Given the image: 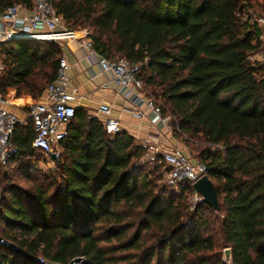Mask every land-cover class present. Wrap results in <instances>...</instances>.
<instances>
[{"label":"trees","instance_id":"obj_1","mask_svg":"<svg viewBox=\"0 0 264 264\" xmlns=\"http://www.w3.org/2000/svg\"><path fill=\"white\" fill-rule=\"evenodd\" d=\"M33 2L0 0V13L14 4L31 10ZM52 6L68 28L89 29L104 57L141 64L139 77L172 117L173 132L205 147L198 162L207 167L219 210L204 202L191 209L190 184L159 186L158 156L149 169L134 138L107 135L98 119L77 109L53 178L31 176L32 126L15 129L17 153L0 166V240L8 244H0V264H226L227 248L232 264H264V64L250 59L262 48V31L242 19L258 7L264 15V1ZM0 54L4 99L35 102L56 80L62 58L59 44L27 39L1 43ZM17 175L34 183L17 185Z\"/></svg>","mask_w":264,"mask_h":264},{"label":"built area","instance_id":"obj_2","mask_svg":"<svg viewBox=\"0 0 264 264\" xmlns=\"http://www.w3.org/2000/svg\"><path fill=\"white\" fill-rule=\"evenodd\" d=\"M251 24H256L262 31L260 41L264 43V17L251 19L242 18ZM91 31L84 29H70L64 19L58 15L52 0H34L31 10L14 4L0 13V44L13 39H27L47 43L60 44L66 42L85 52L87 60L95 61L100 71L110 76L116 93L123 99L130 101L134 110L130 111L135 120L146 119L144 109L154 114L158 123L167 126L172 117L163 115L156 99L145 89L141 80V64L132 63L124 57L112 59L98 53L89 40ZM68 61L62 57L59 61L56 80L44 90L43 97L32 103L23 112L22 117L6 108L7 100L0 93V164L6 165L17 153L13 144L14 132L17 126H27L33 130L31 147L33 150L56 159L62 153V143L66 138L67 129L73 120L76 108L73 105L78 99L76 91L68 89L67 71ZM4 58L0 54V73L4 71ZM97 114L104 117L102 125L105 133L113 136L120 132L119 121L111 118V107L101 106ZM146 152L143 160H154L165 168L164 178L166 186L178 190L182 184L193 185L207 176V167L203 163H191L189 158L179 148L163 150L158 145L144 146ZM152 159V160H151ZM202 197L193 189L189 199L190 208L202 203ZM0 244L8 245L0 240ZM40 264H50L42 258H37ZM83 259H73L69 264H82Z\"/></svg>","mask_w":264,"mask_h":264},{"label":"crops","instance_id":"obj_3","mask_svg":"<svg viewBox=\"0 0 264 264\" xmlns=\"http://www.w3.org/2000/svg\"><path fill=\"white\" fill-rule=\"evenodd\" d=\"M59 45L62 57L68 61L70 66L66 74L67 85L70 91H76L78 99L73 104L76 110L84 109L88 118L103 122L104 117L97 114V109L101 106H109L111 107V118L119 121L120 132H126L134 138L136 144L142 147L158 145L163 150L177 148L175 146L178 141L174 137L175 133L170 123L162 126L158 123L157 117L146 109H144L145 120L139 121L132 118L130 114V111L134 110L132 103L116 93L110 76L103 74L95 61L87 60L82 49L66 42ZM262 47L264 48L263 42ZM263 48L250 59L264 64ZM27 101H29L28 98H8L6 108L22 117L23 112L20 108Z\"/></svg>","mask_w":264,"mask_h":264},{"label":"rangeland","instance_id":"obj_4","mask_svg":"<svg viewBox=\"0 0 264 264\" xmlns=\"http://www.w3.org/2000/svg\"><path fill=\"white\" fill-rule=\"evenodd\" d=\"M256 1L259 4L263 2V1H258V0H256ZM246 16L248 17V15H244L243 18H245ZM249 16H250L251 19H254V18H257V17H263L264 15H263V12H262L261 8L258 7V8H255V9L251 10L249 12ZM76 30H78V29H76ZM262 52L264 53V48H263ZM8 98H12L11 94H10V96ZM20 99H22V98H20ZM34 102L35 101H32V100L29 99V101L24 102L22 104L20 110L21 111H25L27 109V107L29 105H31L32 103H34ZM174 135H175L174 136L175 139H177V141H178V143H177V145L175 147L181 149L183 151V153L189 158L191 163L198 162L199 161L198 157L200 156V153L202 152V150L205 149V147L202 144H200L199 142H196L195 140L189 139L187 142H185L186 139L182 138V137H179L178 133H175ZM61 157H62V155H60L56 159V161H54L50 157H47V156H45V155H43V154H41L39 152L35 153L34 159L31 160V167H32L31 176L33 178H35V177H38V178H53V176H55L57 174L58 170H59L57 163L59 162ZM143 162L147 164L149 169L151 167L155 166L154 160L150 161V160L147 159V160H143ZM7 164H8V162H7ZM23 164H26V161H24ZM157 164H158L157 167L160 166V168H161V172H159V174H161V180L157 181V172H156L154 174L156 177L153 179V181H155L156 184H158L159 186H166L165 181H164L165 180L164 174H162L163 172L165 173L164 165L162 163H157ZM6 165L0 164V166L2 168H3V166H6ZM1 170H3V169H1ZM13 175H16V174H13ZM33 178H30V179H33ZM16 179L17 180L14 181V183H16L17 185H21V186H23L25 188H28L32 183H34V179L33 180H28V179L23 178L21 175H17ZM223 251L224 250L221 251L222 256H223ZM223 258H224V256H223Z\"/></svg>","mask_w":264,"mask_h":264},{"label":"water","instance_id":"obj_5","mask_svg":"<svg viewBox=\"0 0 264 264\" xmlns=\"http://www.w3.org/2000/svg\"><path fill=\"white\" fill-rule=\"evenodd\" d=\"M193 189L202 197L204 203L212 206L215 210H219L218 200L215 188L210 182L207 176H204L198 180L194 185ZM224 261L226 264H232L231 250L225 249L223 251Z\"/></svg>","mask_w":264,"mask_h":264}]
</instances>
